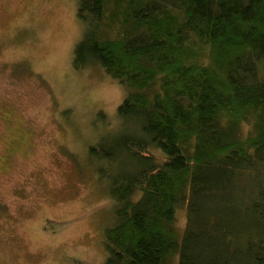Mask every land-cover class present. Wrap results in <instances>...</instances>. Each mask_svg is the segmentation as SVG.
Here are the masks:
<instances>
[{
  "label": "trees",
  "instance_id": "obj_1",
  "mask_svg": "<svg viewBox=\"0 0 264 264\" xmlns=\"http://www.w3.org/2000/svg\"><path fill=\"white\" fill-rule=\"evenodd\" d=\"M77 2L73 65L123 93L87 149L103 264H264V0Z\"/></svg>",
  "mask_w": 264,
  "mask_h": 264
},
{
  "label": "rangeland",
  "instance_id": "obj_2",
  "mask_svg": "<svg viewBox=\"0 0 264 264\" xmlns=\"http://www.w3.org/2000/svg\"><path fill=\"white\" fill-rule=\"evenodd\" d=\"M77 6L0 0V264L106 259L113 214L87 149L117 125L123 93L101 68L73 65Z\"/></svg>",
  "mask_w": 264,
  "mask_h": 264
}]
</instances>
